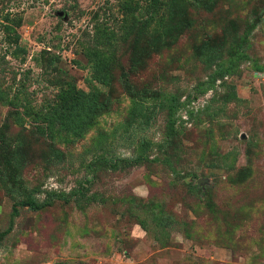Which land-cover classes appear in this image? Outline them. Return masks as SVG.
I'll list each match as a JSON object with an SVG mask.
<instances>
[{"label": "rangeland", "instance_id": "obj_1", "mask_svg": "<svg viewBox=\"0 0 264 264\" xmlns=\"http://www.w3.org/2000/svg\"><path fill=\"white\" fill-rule=\"evenodd\" d=\"M237 1L195 13L194 29L172 48L144 53L139 37L135 66L136 37L116 22L118 0H0V90L14 93L16 82L24 83L23 96L35 104L56 97L59 79L89 90L85 52L95 23L116 31L107 50L116 56L113 88L98 83L111 94L110 109L82 135L51 137L43 121L13 119L8 135L21 141L16 149L23 161L18 182L39 188L36 197L48 203L39 210L18 205L0 264H264V71L258 70L264 67V21L242 43L248 57L235 56L232 70L209 84L211 74L231 63L229 47L240 39L225 25L236 19L242 33L262 2ZM6 15L21 19L13 26L24 50L8 43ZM208 35L226 45L224 59L213 65L194 50ZM53 57L60 77L50 71ZM123 70L138 89L161 93L149 103V125L129 124L132 99ZM9 109L0 100V129ZM139 151L145 154L139 165L109 162ZM1 180L9 182L0 173ZM81 180L85 198L74 193ZM18 185L0 183V231L23 198ZM138 202L149 207L139 218Z\"/></svg>", "mask_w": 264, "mask_h": 264}, {"label": "trees", "instance_id": "obj_2", "mask_svg": "<svg viewBox=\"0 0 264 264\" xmlns=\"http://www.w3.org/2000/svg\"><path fill=\"white\" fill-rule=\"evenodd\" d=\"M225 2L226 4L237 5V0H118L121 10V19L118 17L116 22H120L122 28H126L130 33L135 34V54L133 63L139 64L141 62L138 55L139 37L145 40L143 52L152 50H163L165 48H172L176 45L183 34L192 31L195 26V13L206 11L212 13L218 2ZM261 4L255 7L253 15L249 17L242 33H239L238 22L236 19L230 20L226 26V31L230 29L234 35H240L238 42L232 41L229 47L228 55L231 57L227 66L217 70L210 75L209 84L214 85L218 79L224 78L233 68V58L238 56L240 59L247 58V51L242 49V43L247 42V38L251 35V31L264 21V0ZM4 29L8 37V43L15 44L18 50H24L19 44L18 30L13 25H20L21 19L14 20L10 15L4 18ZM6 22V23H5ZM12 22L14 24H12ZM95 33L92 39V46L86 49V56L90 64L91 76L88 80L87 87L89 90L80 88L73 82H66L59 79L61 85L60 90L55 98L43 104H35L30 98L23 96L27 94L24 83L16 82L17 90L14 93L11 88L9 91L0 90V100L3 104L9 105L10 109L7 112L6 119L0 129V162L2 161L3 169L0 173L4 179H9V182H3L1 185L9 187V185L17 186L18 172L23 161L19 158V151L16 147H20L21 141L11 140L8 131L13 125L14 118H20L21 115L32 120L43 121L47 124L50 130L51 137L61 136L63 133L72 136H80L83 134L84 128L87 125L93 124L97 114L104 110L110 109L112 97L110 92L104 93L100 90L98 83L107 87L109 90L113 88V65L115 61V52L107 53V50L114 46L115 30L101 22L95 23ZM242 35V36H241ZM196 43V42H195ZM226 45L212 40L211 35L203 38L200 44L194 45L195 54L208 65H213L217 59H224V51ZM53 57L50 63H53L51 72L59 74L62 70L55 66ZM221 65V66H222ZM259 71H264V67H258ZM121 79H123V87L132 99V109L129 124L149 125L152 113L149 107L151 101L160 98V91H153L148 88L138 89L131 81L128 71L123 70ZM227 99V98H225ZM228 100V99H227ZM173 109L170 110L169 117L173 121ZM171 121V124H173ZM173 129V125H170ZM135 128V126H134ZM146 141L143 140L142 148ZM15 144L14 147L12 145ZM18 144V146H16ZM143 151L136 153L134 158H111L109 160L113 167H118L121 162L125 165H139L145 159ZM118 159V160H117ZM92 166V165H91ZM89 181L88 179H85ZM3 183V184H2ZM23 198L16 201L13 216L9 226L0 231V248L6 236L10 233L14 225V216L18 215V205L28 206L32 210H39L48 203V200L41 201L36 197L39 188H28L23 184L18 185ZM80 198L88 197V189L85 186V181L81 180L78 189L74 190ZM91 197V196H89ZM17 205V206H16ZM214 202L210 201L208 206L212 208ZM139 209H136L135 214L140 217L142 210L149 208L147 205L137 203ZM140 214H139V213ZM171 218H169L170 220ZM172 221V220H171ZM172 223V222H171ZM171 223H164L161 220L159 224L171 225Z\"/></svg>", "mask_w": 264, "mask_h": 264}, {"label": "water", "instance_id": "obj_3", "mask_svg": "<svg viewBox=\"0 0 264 264\" xmlns=\"http://www.w3.org/2000/svg\"><path fill=\"white\" fill-rule=\"evenodd\" d=\"M57 14L59 16H64L63 18H67V14L65 13V11H58Z\"/></svg>", "mask_w": 264, "mask_h": 264}]
</instances>
